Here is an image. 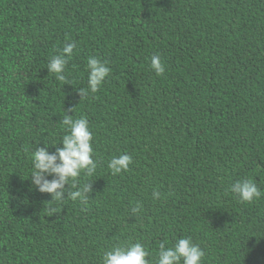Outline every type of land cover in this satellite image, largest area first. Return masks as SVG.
I'll return each instance as SVG.
<instances>
[{
    "label": "trees",
    "instance_id": "obj_1",
    "mask_svg": "<svg viewBox=\"0 0 264 264\" xmlns=\"http://www.w3.org/2000/svg\"><path fill=\"white\" fill-rule=\"evenodd\" d=\"M68 43L60 81L47 67ZM89 57L111 71L81 97ZM65 113L93 135L87 203L29 178L36 147H62ZM244 179L251 203L231 191ZM185 237L201 264H264V0H0V264H103L134 243L155 264Z\"/></svg>",
    "mask_w": 264,
    "mask_h": 264
},
{
    "label": "clouds",
    "instance_id": "obj_2",
    "mask_svg": "<svg viewBox=\"0 0 264 264\" xmlns=\"http://www.w3.org/2000/svg\"><path fill=\"white\" fill-rule=\"evenodd\" d=\"M76 47L75 43L66 44L59 55L54 56L48 63V72L56 74V79L65 80L64 71L66 65ZM150 66L157 76L165 72V65L159 55L151 57ZM88 88L79 89L81 97L87 95L88 90L95 93L105 81L111 69L107 61L97 57H89L87 61ZM62 124L66 128V134L55 152L49 151V145L36 147L31 154L32 169L29 178L41 193H48L52 201H64V189L70 184L74 191L69 192L68 198L72 201L87 203V193L90 186L83 185L77 188L78 178L81 173L92 175L96 171V163L93 159L92 147L93 135L86 118L74 119L72 115L65 113ZM57 144H53L55 146ZM132 163V157L128 154L113 156L108 162V168L113 175L126 172ZM53 177L49 180L47 177ZM231 191L237 194L241 201L251 203L261 196V190L251 179L235 182ZM160 193L153 191V197L158 199ZM79 208V206H77ZM140 210L139 205L132 209ZM54 211V209H53ZM204 256L203 250L190 237L178 238L171 247L164 243L159 245L158 256L155 264H201ZM148 250L141 243L130 244L127 247L114 246L103 255V264H150Z\"/></svg>",
    "mask_w": 264,
    "mask_h": 264
}]
</instances>
